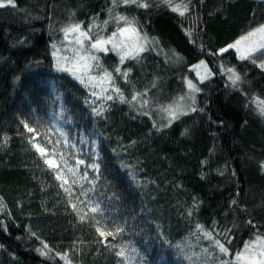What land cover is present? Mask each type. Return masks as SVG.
Here are the masks:
<instances>
[{"label": "trees", "instance_id": "16d2710c", "mask_svg": "<svg viewBox=\"0 0 264 264\" xmlns=\"http://www.w3.org/2000/svg\"><path fill=\"white\" fill-rule=\"evenodd\" d=\"M147 2L151 6L144 9L114 7L112 0H15L16 7L0 8V264H125L116 255L121 247L135 264H152L141 253L146 243L181 264H222L245 242L264 237V106L258 103L264 100V68L258 66L264 51L254 55L255 63L239 59L233 49L216 54L264 24V0H183L189 9L184 16L161 0ZM117 15L134 20L148 50L122 64L111 49L97 52L91 75L112 72L130 103L115 93L112 101H97L91 85L57 71L53 56L66 43L61 29L81 23L92 26L93 37L107 38L123 26ZM200 61L212 73L203 82L194 67ZM117 67L130 70L127 82L114 72ZM228 68L241 77L235 86ZM35 70L55 78L70 108L98 134L99 194L114 198L115 213L91 191L90 206L98 203L100 212L81 204L84 197H72L82 205L80 213L73 210L54 171L29 143L32 134L18 117V91L33 83ZM189 80L200 91L183 107L187 114L165 126L170 117L162 109L187 93ZM56 156L70 191L78 194L80 185L88 190L69 173L66 157ZM97 227L124 231L104 242Z\"/></svg>", "mask_w": 264, "mask_h": 264}, {"label": "snow or ice", "instance_id": "6c2138e0", "mask_svg": "<svg viewBox=\"0 0 264 264\" xmlns=\"http://www.w3.org/2000/svg\"><path fill=\"white\" fill-rule=\"evenodd\" d=\"M161 3L169 8L171 11L178 13L180 16H184L185 13L189 10L188 4L183 3V0H181L180 3H174V0H161ZM113 6L123 5V6H129V5H135L140 8L147 9L151 5L147 2V0H112ZM16 7L15 0H0V8L3 7ZM111 11V9H110ZM115 21L119 24L120 22H123V26L118 27L116 31L112 32L110 36L107 38L101 37L99 35H96L93 37L90 33L92 31V26H89L87 29H84L82 27L81 23L71 24L63 29L61 31L64 33L65 39L68 38L70 34L75 35V43L79 45V48L74 51V54L72 57H62L61 59L64 61L63 64H61L59 61L57 62V71L61 72H67L69 73L74 79L79 81L82 85H84L86 88L91 85L93 88V91L91 93L92 96L95 97L97 101L100 100H107L112 101L114 98L118 97L121 103H130L125 96L123 95L121 89L117 87L114 84V75L112 72H108L107 70H103L101 73H98L97 76L91 75L93 70V65L90 63V61H95L97 57L92 54L91 50L95 49L97 52H105L107 53L109 49L106 47L107 45H112V50H116L117 48L120 49V52L123 53L120 55V62L121 64L124 62L126 56H128L129 49H133L136 53V55L131 56V58L135 59L139 53H142L147 49L146 44L148 43L146 35L140 36L138 29L133 26L134 20H129L128 17L123 15H117L114 17ZM105 24L108 23V21H104ZM98 27V26H97ZM190 35V33H188ZM259 36V40H253L251 38ZM118 37H125V40H120ZM135 38L134 44L129 45L126 43V40H131ZM90 41V48L84 47V41ZM143 41V43H141ZM242 41H247L248 45L246 46L243 54H241V48L239 47L241 45ZM53 49H56V45H52ZM229 49H233L237 52L238 58L241 60L246 59H252V62L255 63L254 55L257 52L264 51V24H261L254 28L252 31H249L246 35H242L239 39H237L234 43L228 44L225 47H222L218 50L216 54H223L227 52ZM53 56H56V52H53ZM177 58L178 55H177ZM200 65H205L204 61H200L199 65H196L194 67L198 68ZM259 67L264 68V62H261ZM206 67V65H205ZM114 72L125 79V82H127V77L129 75L130 70L122 71L120 67H117ZM227 72L230 73L229 79L232 81V84L235 86L238 81H240L241 77L240 75L235 71L233 68H228ZM199 75V73H198ZM208 76H211L212 73L209 70L207 73ZM85 78H87V83ZM207 77H201V82ZM107 84L105 87L104 85ZM187 86L190 90V92H198L200 89L192 83V81H187ZM99 88V92H97L95 89ZM111 93H115L116 97H114ZM147 93H134L132 95L131 101H136L138 97L146 96ZM180 100H184V97H181ZM94 103V101H93ZM143 104H147V100L142 101ZM194 103V99H193ZM260 106H264V100H261L258 102ZM101 108H103V105H101ZM163 111L167 112L169 114V123L165 126H170L172 120L178 119L180 115L187 114L182 110L181 105H169L166 108L162 109ZM197 109L195 107H191V111L195 112ZM93 112L96 115H101L102 112L99 111L97 108H93ZM147 114V113H145ZM260 114L264 115V107L260 108ZM24 128L29 133H33L34 135L30 139L29 143L32 144L35 151L39 154L41 158L44 159V163L52 169H59V165L55 162L54 159L49 158L48 156V149L44 146H42L41 142H38L36 137L40 135L36 132V129L32 126H30L26 121H21ZM156 126L155 124L153 125ZM60 131L61 136L64 137L63 143L66 146H70L71 148H75V143H71L67 133L63 131V129H58ZM42 140H47L49 144L52 143L51 138L48 136H43ZM83 142V141H82ZM56 144L61 143L60 140H57L55 142ZM53 154H55V150H53ZM60 159L63 160V155L60 156ZM85 161L82 159H76V165L79 166L81 164H84ZM65 167H67V164H65ZM88 167L95 169H98V165L93 163L88 165ZM260 168L264 170V162H261ZM69 173H71L73 176H75L76 171L75 169L68 168ZM56 179L61 180V172L56 171ZM81 179H87V172L83 174ZM68 180L63 179V182L61 183L60 187L63 188L64 192L67 193L70 197V205L73 208V210L76 209V204L71 203V198L75 197V199L79 200L80 197H84V200H80V203L89 206L88 210L96 214L100 212V205L97 203L95 206H90L92 202L88 199V191H92L94 189H88L83 190V185H80L81 191L76 194L72 191H70L69 187H65V185H68ZM76 181L73 180V184H75ZM94 183V182H93ZM233 204L236 203V201L232 202ZM191 215V211L188 213ZM87 216V213L80 216L81 221L85 219ZM95 218V217H93ZM97 224L100 223L99 220L96 221ZM251 224L252 222L249 221ZM197 231H203L202 226L197 225ZM96 231L99 233L100 237L103 238L104 242L108 241V237H112V239H116L117 235L120 233H123L124 229L121 227H116L115 231H104L101 230L100 227L96 228ZM35 235V233H33ZM205 237L207 239L213 240L215 246L219 249V251L226 255H231L229 252V249L225 247V244L221 242L219 239H215L211 232H205ZM230 243V240L228 241ZM44 249L48 248L47 244L43 245ZM37 251H40L41 255H46V252L38 249ZM206 252L207 249H204ZM116 255L118 257H123L125 260L128 258L124 255V249L123 247L120 248L119 251L116 252ZM61 258H64L63 256ZM222 264H264V237L257 235L255 239L251 242H245L243 249L241 251H238L234 254L232 261H223Z\"/></svg>", "mask_w": 264, "mask_h": 264}, {"label": "rangeland", "instance_id": "374dc122", "mask_svg": "<svg viewBox=\"0 0 264 264\" xmlns=\"http://www.w3.org/2000/svg\"><path fill=\"white\" fill-rule=\"evenodd\" d=\"M118 39L125 40V37H118ZM251 39L258 41L259 36L253 37ZM134 41L135 38L131 40H126V43L129 45H133ZM247 45V41L241 42V45L239 46L241 48V54H243ZM106 47L112 50V45H107ZM78 48L79 45L75 43V35L70 34L66 39V43L62 45L59 50L56 51V64L58 61L63 64L64 61L61 58L72 57L74 51ZM93 51L94 52H92V54L96 56L97 51L95 49H93ZM113 52H115L119 57L121 54H123L120 52L119 48L113 50ZM135 54L136 53L133 49H129V53L126 58L131 57ZM94 62L95 61H90L92 65H94ZM199 64L200 62L197 63V65ZM205 65H200L198 68L195 69L197 73V79L199 81H201V77H205L208 73L207 65L206 67ZM35 75L36 77L33 80L32 84H29L23 89H20V92L18 91L20 99L17 106L19 119L21 121H26L30 126L36 129V132L40 134L36 137L37 141L41 142L42 146L48 149L49 158L54 159L55 162L60 166L59 169L55 170L50 168L54 171L55 177L57 170L61 172L62 179L57 180L60 185L63 182V179H66V176L63 172V168L56 154L63 155L64 158L66 157V161L70 162L80 179L83 174L87 172V179H81L83 183L86 184L89 189H94L91 191V193L98 194V197L102 198L103 200L105 199L104 201H107V203L109 204V210H111L112 213H115V210L112 208L114 198L111 195L99 194L98 179L100 167L95 170L91 167H88V165L93 163L99 166V162L101 160L100 139L98 137V134L94 129L88 126V123L84 118H80L78 116L76 110H72L70 108L66 100L65 94L62 91L60 84L55 80V78L48 74L40 75L36 70ZM85 80L87 81V78H85ZM183 97L184 100L186 98H191L189 88L187 90V93ZM180 98L173 105H181L183 109V107L186 105V100L181 101ZM60 107H63L62 117H60L58 114V110ZM50 113L54 115L53 120L51 118ZM58 122L63 124V126ZM58 129H63V131L67 133L70 142L75 143V148L66 146L63 143L64 137L61 136L60 131H58ZM31 134L32 136L34 135L33 133ZM43 136L50 137L52 143L49 144L47 140H42ZM57 140H60L61 143L56 144L55 142ZM53 150H55V154H53ZM77 158L84 160L85 163L77 166ZM65 187H67V185H65ZM71 203L76 204L75 210H78L79 213L82 211V205L80 206V203H78V201L72 198ZM155 245H158V243H156ZM141 253H143V257L151 259L152 264H181L177 259L165 256L158 250H153V245L149 243H146L143 246ZM124 255L128 258L127 260H125L122 257L125 264H135V259L132 255L127 254L126 252H124Z\"/></svg>", "mask_w": 264, "mask_h": 264}, {"label": "bare ground", "instance_id": "6f19581e", "mask_svg": "<svg viewBox=\"0 0 264 264\" xmlns=\"http://www.w3.org/2000/svg\"><path fill=\"white\" fill-rule=\"evenodd\" d=\"M187 89H188V87H187ZM189 92H190V90H189ZM190 94L192 95L193 94V92H190ZM191 98H186L185 100H186V104H188V102H190L189 100H190ZM184 100V101H185ZM184 104H185V102H184ZM58 114H59V116L60 117H62L63 116V107H60L59 108V110H58ZM50 115H51V118H52V120L54 119V115L52 114V113H50ZM58 123H60V122H58ZM61 124V123H60ZM62 126H63V124H61Z\"/></svg>", "mask_w": 264, "mask_h": 264}]
</instances>
